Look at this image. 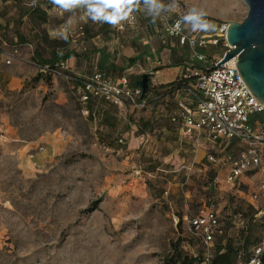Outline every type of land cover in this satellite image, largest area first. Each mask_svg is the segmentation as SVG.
I'll return each instance as SVG.
<instances>
[{
  "label": "rangeland",
  "instance_id": "obj_1",
  "mask_svg": "<svg viewBox=\"0 0 264 264\" xmlns=\"http://www.w3.org/2000/svg\"><path fill=\"white\" fill-rule=\"evenodd\" d=\"M38 1L0 0V264H161L178 239L179 252L201 255L204 249L187 239L182 217L209 201L236 240L242 219L254 213L264 218L259 194L264 172L228 185L226 172L206 162L216 144L201 139L196 155L192 139L176 137L169 121L176 98L142 110L122 109L118 134L83 116L81 87L75 88L72 74L42 67L35 51L42 59L54 51L82 52L92 41L122 32L92 21L83 6L62 11L43 2L44 21L29 13ZM160 5L184 19L194 36H214L220 25L241 23L248 12L243 0H160ZM190 15L207 27L188 21ZM14 49L19 54L7 64ZM222 52L220 46L204 51L216 60ZM186 72L182 66L164 67L150 84L166 85ZM126 75L134 80V70ZM139 125L149 134L147 142L139 138ZM45 139L53 146L38 151ZM257 229L259 237L263 227Z\"/></svg>",
  "mask_w": 264,
  "mask_h": 264
},
{
  "label": "built area",
  "instance_id": "obj_2",
  "mask_svg": "<svg viewBox=\"0 0 264 264\" xmlns=\"http://www.w3.org/2000/svg\"><path fill=\"white\" fill-rule=\"evenodd\" d=\"M132 11L126 19L115 25L116 30L123 32L127 27H135L139 21V13L154 18L163 33L176 41L177 45L186 49L190 58L187 75L193 79L192 86L183 87L177 101L176 109L172 113L171 121L181 125V135L192 138L197 147L201 146V139L213 144L223 143L228 146L237 142L242 150L236 155L218 156L208 155L207 161L222 170H226L225 182L234 187L250 173L264 168V105L250 91L237 67V57L217 65L229 50L233 49L227 43L229 24H222L214 32V36L199 34L194 36L185 29L184 19L172 16L173 11L162 12L159 9L150 13L144 3L133 4ZM211 46L222 47V57L213 59L210 53L205 54ZM19 54L14 49L8 57L7 64ZM197 63L199 66L197 68ZM192 63V64H191ZM60 69L67 70L65 63H60ZM153 75V73H151ZM141 90L130 85L127 76L117 80L107 77L100 70H95L90 76L82 80L81 102L90 99L105 101L115 107H131L140 110L145 106L147 96L140 101ZM83 116L89 114L82 109ZM262 115V118H259ZM141 141L147 136L141 135ZM124 143L123 139L119 140ZM42 145L38 151H43ZM259 194H264V180L261 181ZM251 199L258 198L254 191ZM187 233L198 237L206 247V258L202 264L210 260V247L216 233H220L221 223L218 216L210 209L204 208L200 213L189 219L184 217ZM177 222V221H175ZM264 251V232L260 242L254 248L252 257L243 264H261Z\"/></svg>",
  "mask_w": 264,
  "mask_h": 264
},
{
  "label": "trees",
  "instance_id": "obj_3",
  "mask_svg": "<svg viewBox=\"0 0 264 264\" xmlns=\"http://www.w3.org/2000/svg\"><path fill=\"white\" fill-rule=\"evenodd\" d=\"M43 2H47L48 6H50V8H52L54 6L51 3V0H41L39 2V3H41V5H38V4L35 5V7L33 9L29 10V13H34V14H36V16H38V18L45 21L47 19L46 18L47 17V10L40 8L42 6ZM142 3H143V1L140 2V4H142ZM172 16H174V15L172 14ZM147 19H151V20L153 19L154 20V18H151V17H148ZM155 23H157V22H155ZM21 40H22V38H21ZM86 49L87 48H83V51L80 53H85ZM75 50L67 49L66 51L62 52L61 54H59V51H54L53 55L49 59H42L40 52L38 51V49H36L35 59L39 65H41L42 67L46 66L47 68H50L51 70H54L56 67H59L60 63H65L67 65V69H68L67 60L78 55ZM128 62H129V66H133L137 62V59L132 58V59H129ZM96 70H100L107 77H109V75L107 73L103 72L101 69L97 68ZM185 75H187V72L183 76H179L175 81H173L169 84H166V85H155V84L151 83L150 87H149V91H148V95L150 94V97L147 96L145 106L142 108V109H145L148 106H150L156 102L161 103V102L167 100L168 98L169 99L176 98L175 103H174V107L169 111V121L175 127L176 137L178 139H181V137H182L181 131H180L181 125L179 123H173L171 121L172 113L176 109L177 101L179 99V95L181 93L182 88L186 87V86H192V84L194 83L193 79H188L187 77H185ZM71 76L75 80V82H74L75 88L79 89L81 87V91L78 93V101L80 104V110L87 109L89 112V114L85 117L90 121L98 122V126L100 128H106V129H109L112 132V134H114V133L118 134L119 130H120L121 120H122L121 119L122 118V111H123L122 109H129L131 107L118 108V107H115V106L105 102V101H98L97 99H90L89 101L82 103L81 102V95H82V80H83V78L75 77L73 75H71ZM122 76H126V75H122ZM122 76L118 77L117 79L121 78ZM139 78H140V76L134 77V80L129 78L130 85L134 86L135 80H137ZM41 79H42L41 75H39L38 77L35 78L36 81H39ZM131 109L136 110L133 108H131ZM142 109H140V110H142ZM259 118L261 119L262 115H259ZM148 123H149V121H146V120L142 121L143 125H147ZM137 132H138L139 137L141 135L147 136V139L144 142L148 141L149 134L146 133L144 131V129L142 130V126H140V125L138 126ZM120 139H123V137L119 138V140ZM109 140H110L109 142H111V140H113V139H109ZM192 141L194 142L193 139H192ZM204 141H206V140H204ZM123 142H124V139H123ZM113 143H114V141H113ZM216 148H217L216 149L217 152L211 153V154L218 155V156L236 155V154H238L239 150H242L240 145L237 142H232L228 146L224 145L223 143H216ZM207 157H206V162L209 165V167L212 166L214 168H219L218 166L210 164L207 161ZM214 168H211L212 170L209 171V180H214V178H215V171L214 170H216V169H214ZM242 181H240L239 184L242 183ZM100 201H101V198L98 199L97 201L93 202V206H97L100 203ZM209 202H210V205H208L207 207L200 208L191 217L184 216V217H188L189 219H191V218L197 216L200 213V211L203 210L204 208H210L218 216V219L221 223V227H220L221 232L216 233L214 238H213L212 245L210 247L211 257H210L208 264H243V263H246L247 261H249L251 259L254 248L258 245V243L260 242V239H261L262 233L259 235V237H256L255 233L258 231L257 228L259 226H262L263 227L262 232H264V218H257L256 213H254V214H252L251 219L249 221L246 222L242 219L241 220V224L243 226L242 231L240 233V238L238 240H236L228 234L229 231L226 229L223 222L221 221V217L218 215V212L216 211V209L214 207V203H212L211 201H209ZM91 210L92 209H90V208L88 209V211H91ZM184 217H182V219H183V224L185 225V234L187 235V239L190 241L200 242V244L202 245L204 250L200 256L199 255L183 254V253L179 252L177 249V245L179 243H183V241L181 239H178L177 242L174 243L173 253L171 252L168 255H166L163 258V261L161 264H202L204 262V259L206 258V252H207L206 247L204 246V244L200 238L191 236L187 233L186 222L184 221ZM176 221H177L176 222V224H177L179 221H178V219ZM183 240H185V239H183ZM263 255H264V251H263V254L261 255V264H262Z\"/></svg>",
  "mask_w": 264,
  "mask_h": 264
},
{
  "label": "crops",
  "instance_id": "obj_4",
  "mask_svg": "<svg viewBox=\"0 0 264 264\" xmlns=\"http://www.w3.org/2000/svg\"><path fill=\"white\" fill-rule=\"evenodd\" d=\"M138 3L139 0H136L135 4ZM148 17L145 13L140 12L137 27H130L131 30L121 34L108 32L107 38L92 41L85 53L75 50L78 55L67 60V74L84 78L99 68L107 73L109 78L117 80L118 77L134 70V77L153 73L152 81L158 70L164 67L182 66L188 71L189 66L193 65H190L191 61L187 50L180 48L175 40L163 33L156 20L147 19ZM132 58L137 59V62L133 66H129L128 60ZM186 138L189 137H181L182 140ZM53 142L45 139L38 145H43L45 150V146H53ZM35 146L31 145V148H35ZM193 146L196 155L200 149H203L202 145L197 147L195 142H193ZM41 152H36L37 154L34 156H40ZM224 171L226 172V170ZM258 172L263 173L264 168Z\"/></svg>",
  "mask_w": 264,
  "mask_h": 264
},
{
  "label": "water",
  "instance_id": "obj_5",
  "mask_svg": "<svg viewBox=\"0 0 264 264\" xmlns=\"http://www.w3.org/2000/svg\"><path fill=\"white\" fill-rule=\"evenodd\" d=\"M248 12L241 23L229 22L226 52L217 65L237 57V67L250 91L264 105V0H243ZM151 74H143L134 83L141 90L140 101L149 91Z\"/></svg>",
  "mask_w": 264,
  "mask_h": 264
},
{
  "label": "clouds",
  "instance_id": "obj_6",
  "mask_svg": "<svg viewBox=\"0 0 264 264\" xmlns=\"http://www.w3.org/2000/svg\"><path fill=\"white\" fill-rule=\"evenodd\" d=\"M33 2L35 3V0ZM135 2L136 0H51V3L62 11H71L83 6L86 9L87 17L92 21L113 26L127 18L129 12L133 10L132 5ZM143 3L150 13H155L161 6L160 0H143ZM186 19L197 24L198 28L207 27V25L198 24V16L190 15ZM57 35L64 36L63 32H59Z\"/></svg>",
  "mask_w": 264,
  "mask_h": 264
}]
</instances>
